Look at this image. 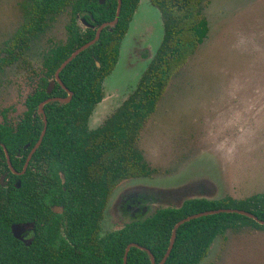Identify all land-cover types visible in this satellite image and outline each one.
<instances>
[{
	"label": "trees",
	"instance_id": "trees-1",
	"mask_svg": "<svg viewBox=\"0 0 264 264\" xmlns=\"http://www.w3.org/2000/svg\"><path fill=\"white\" fill-rule=\"evenodd\" d=\"M139 1L122 0L118 22L112 29L105 27L94 44L61 70L64 85L73 92L71 100L63 104L51 101L44 105L47 128L33 159L42 160V170L50 172L42 177L44 184H50L49 177L53 171L55 185L61 189L66 187L64 192L71 195L69 212L80 235L96 226L115 185L130 177L151 174L152 170L137 145L140 131L155 112L172 77L208 35L209 26L203 10L209 0H150L161 12L163 39L135 89L103 124L90 129L89 117L103 98L104 78L117 62L121 41ZM117 3V0H105L103 4L99 0H22V22L2 51L0 71L19 60L30 43L42 35L62 11L70 8L71 18L67 24L66 41L51 46L43 53L37 85L26 97L25 111L17 125H9L11 121L5 114L0 122V141L5 143L11 158L16 154L14 148L38 140L43 129L39 103L49 97L67 95L57 82L52 91L47 92L55 70L76 48L95 37L98 25L114 19ZM81 17L93 26L81 25ZM0 152L4 159L1 149ZM21 152L23 160L16 162L11 159L18 169L24 164L27 153ZM1 206L0 200V218L18 220L28 216V219H34L31 207L19 200ZM217 208L244 209L264 220V192L241 199L231 196L187 199L178 207L158 209L149 218L128 223L119 232L104 237L100 247L101 262L98 264H124V251L131 242L148 248L158 263L167 250L177 221ZM246 226L264 229V225L254 219L234 212L203 215L186 221L177 228L174 245L164 264H199L207 256L216 237H224L228 229ZM91 250L97 251L87 248L81 253H67L65 247H60L56 249L54 262H49L47 258L45 262L40 260L36 264H88ZM127 264L152 263L146 250L132 246L127 254Z\"/></svg>",
	"mask_w": 264,
	"mask_h": 264
},
{
	"label": "rangeland",
	"instance_id": "rangeland-1",
	"mask_svg": "<svg viewBox=\"0 0 264 264\" xmlns=\"http://www.w3.org/2000/svg\"><path fill=\"white\" fill-rule=\"evenodd\" d=\"M22 0H0V56L22 22ZM207 38L172 77L146 120L138 148L152 172L119 185L113 201L139 190L161 207L206 195L241 199L264 192V0H209ZM71 10L34 39L22 59L0 71V122H17L36 87L43 53L67 38ZM163 32L158 8L141 0L120 44L119 60L103 81L88 126L96 128L134 90ZM147 51V54L144 53ZM6 109V111H5ZM207 191L208 193H206ZM199 264H264V229H228Z\"/></svg>",
	"mask_w": 264,
	"mask_h": 264
},
{
	"label": "flooded vegetation",
	"instance_id": "flooded-vegetation-1",
	"mask_svg": "<svg viewBox=\"0 0 264 264\" xmlns=\"http://www.w3.org/2000/svg\"><path fill=\"white\" fill-rule=\"evenodd\" d=\"M90 26L93 25L90 24ZM8 124L16 126L17 122ZM36 142L37 140L34 143L26 142L22 147L14 148L16 154L12 158L16 162L23 160L24 154L21 152L23 150L27 152L26 161ZM0 149L4 153L3 159L0 152L1 207L8 206L12 200H19L31 207L34 216V219L23 216V219L18 220L0 218V264H36L40 260L45 262L47 258L49 262L50 260L54 262L56 249L60 247H65L67 253H81L87 248H95L97 251L91 250V261L88 264H98L101 262L100 247L104 237L119 232L128 223L149 218L158 209L167 208L160 206L159 199L152 197L148 192L139 190L126 194L122 203L114 202L112 196L115 189L123 182L134 178L130 177L111 189L102 217L98 219L96 226L93 229L85 230L86 234L80 235L77 233V227L69 212L72 197L68 192H64L66 187L61 189L55 185L53 171L49 177L51 178L50 184L42 182L45 180L42 177L50 172L42 170V160L33 159L38 148L32 154L24 171H22L24 164L21 169L14 167L8 149L2 141H0ZM6 152L11 166L8 164ZM59 173L64 178L62 172ZM150 176L151 174L139 177H145L142 180L147 182ZM22 181L30 183V185H23ZM201 193V196H206L191 199H212L203 191ZM15 224H25L17 231V234L13 233L12 229ZM69 259V263H71V258ZM74 264L84 263L76 262Z\"/></svg>",
	"mask_w": 264,
	"mask_h": 264
},
{
	"label": "water",
	"instance_id": "water-1",
	"mask_svg": "<svg viewBox=\"0 0 264 264\" xmlns=\"http://www.w3.org/2000/svg\"><path fill=\"white\" fill-rule=\"evenodd\" d=\"M118 1V3H117V8H116V14H115V17H114V19L113 20H110V21H106V22H103V23H101L100 25H98L97 26V28H96V33H95V37L93 38V39H91L90 41H87L86 43H84L83 45H81L80 47H78V48H76L60 65H59V67L55 70V72H54V76L50 79V81H49V83H48V86H47V92L49 93V92H51L52 91V89L54 88V86H55V83L57 82V83H59L65 90H66V92H67V95L66 96H64V97H49V98H47V99H45V100H43V101H41L40 103H39V105H38V111H39V114H41L42 115V117H43V129H42V131H41V133H40V136H39V138H38V140H37V142L35 143V145H34V147L32 148V150H31V152L29 153V155L27 156V159H26V161H25V163H24V166H23V170L22 171H24L25 169H26V167H27V165H28V162H29V160H30V158H31V156H32V154L34 153V151L38 148V146L40 145V143H41V141H42V139H43V136H44V134H45V132H46V128H47V118H46V115H45V111H44V105L46 104V103H48V102H54V101H59L60 103H68L70 100H71V98H72V96H73V92L69 89V88H67L65 85H64V83H63V81H62V79H61V77H60V72H61V70L75 57V56H77L80 52H82L84 49H86V48H88L89 46H91L92 44H94L98 39H99V37H100V34H101V31L105 28V27H109V29L111 30L112 29V27L118 22V19H119V15H120V11H121V5H122V0H117ZM105 2V0H99V3L100 4H103ZM141 2V0L139 1V3ZM139 3H138V5H139ZM138 7V6H137ZM136 7V8H137ZM158 8V7H157ZM158 10H159V8H158ZM135 11H136V9H135ZM135 11H134V13H135ZM159 12H160V10H159ZM133 13V14H134ZM160 15H161V12H160ZM133 17V16H132ZM161 18H162V16H161ZM132 20V19H131ZM80 23H81V25H85L86 27H88V26H90V24L89 23H87L86 22V20L83 18V17H81L80 18ZM131 22V21H130ZM130 24V23H129ZM162 25H163V20H162ZM129 27V26H128ZM128 30V29H127ZM126 33H127V31H126ZM126 33H125V35H126ZM163 35H164V27H163V32H162V37H161V40H160V43H161V41H162V39H163ZM123 40V39H122ZM160 43L158 44V46H157V48L159 47V45H160ZM157 48L155 49V50H153V52H152V54L150 55V57H145L144 58V61H146V65H145V69H146V67H147V65H148V63L151 61V59H152V57L154 56V54H155V52H156V50H157ZM120 49V48H119ZM119 56H120V54L118 55V59H117V62H116V64H115V66H117V64L120 62V60L122 59V58H120V60H119ZM115 66H114V68H115ZM113 68V69H114ZM113 69H112V71H113ZM144 69V70H145ZM111 71V72H112ZM110 72V73H111ZM109 73V74H110ZM143 73V72H142ZM108 74V75H109ZM107 75V76H108ZM142 75V74H141ZM141 75H140V77H141ZM106 76V77H107ZM105 77V78H106ZM104 78V79H105ZM140 79V78H139ZM139 79H138V81H139ZM103 85V84H102ZM136 87V86H135ZM104 89V88H103ZM135 89V88H134ZM104 91V90H103ZM103 99H104V96H103V98H102V100L101 101H103ZM101 101L99 102V103H101ZM123 102V101H122ZM121 102V103H122ZM99 103H97V104H99ZM121 103L117 106V107H119L120 105H121ZM96 104V105H97ZM95 105V106H96ZM116 107V108H117ZM95 108V107H94ZM93 111H94V109H93ZM92 111V112H93ZM100 126V125H99ZM98 127V126H97ZM91 129V128H90ZM92 129H94V128H92ZM6 155H7V159H8V164L11 166V162H10V159H9V157H8V154H7V152H6ZM1 178H3V176H1ZM18 186V185H17ZM221 212H234V213H239V214H242V215H245V216H247V217H249V218H252V219H254L255 221H257L258 223H260V224H262V225H264V220H262V219H260V218H258L254 213H252V212H250V211H247V210H244V209H238V208H217V209H210V210H205V211H201V212H198V213H194V214H191V215H188V216H186V217H184V218H182V219H180L179 221H177L176 223H175V225H174V227H173V229H172V234H171V237H170V242H169V245H168V247H167V250H166V252H165V254H164V256L162 257V259L157 263L156 262V260H155V256L153 255V253L148 249V248H146V247H144V246H141V245H139L138 243H136V242H131V243H129V244H127V246H126V248H125V251H124V255H123V263L124 264H127V254H128V251H129V249H130V247H132V246H135V247H139V248H141V249H143V250H146L147 252H148V254H149V257H150V261H151V263L152 264H164L165 262H166V260H167V258H168V256H169V254H170V252H171V250H172V247H173V245H174V242H175V238H176V230H177V228L182 224V223H184V222H186V221H189V220H191V219H193V218H197V217H200V216H203V215H209V214H215V213H221ZM25 224H15V225H13V233H15V234H17V231L22 227V226H24Z\"/></svg>",
	"mask_w": 264,
	"mask_h": 264
}]
</instances>
